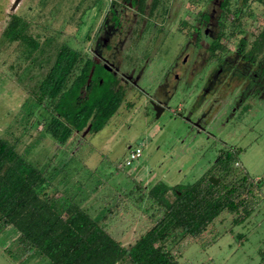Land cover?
Instances as JSON below:
<instances>
[{"label":"rangeland","instance_id":"1","mask_svg":"<svg viewBox=\"0 0 264 264\" xmlns=\"http://www.w3.org/2000/svg\"><path fill=\"white\" fill-rule=\"evenodd\" d=\"M15 1L0 0V135L11 141L17 139L18 152L44 171L50 182L48 192L60 190L59 201H88V213L100 220L106 217L104 223L111 234L126 244L150 226L151 217L160 214L157 205L150 206L148 189L155 184L172 189L201 176L218 177L223 157L228 155L227 166L243 170L259 186L252 197L251 214L242 223L232 224L234 214L222 212L199 239L182 248L177 247L180 241L171 238L165 244L180 264H264V99H255L252 104L244 97L233 108L214 109L203 106L202 100L188 99L187 87L180 82L166 97L167 105L160 116L150 107L145 112V101L129 96L102 129L82 132L74 153L69 152L74 149L71 144L56 152V143L45 131L50 114L36 103L38 84L61 43L82 55L90 51L94 42H89L87 35L100 25L104 9L96 13L89 8L91 2L98 6L104 0ZM202 2L192 0L191 6L198 8ZM232 2L237 4V0ZM257 5L243 20L245 27L255 23L253 31L261 21ZM121 9L123 32L112 37V45H117V36L123 38L125 27L139 18L134 11ZM12 14L26 22V32L39 42L37 50L4 38L3 30ZM163 30L166 33V26ZM181 37L177 34L176 41ZM158 41L145 57L142 48L129 53L137 62L136 70H147L137 82L138 95H152L154 89L151 91L143 80L155 84L160 78L155 71L168 66L167 61L159 59L169 49V42L158 47ZM48 105L51 109L52 104ZM128 145L141 147V156L130 165L118 166L124 162ZM8 191L11 193L12 187ZM166 198H174L171 190ZM16 233L12 226L0 228V264H50L44 256L22 254L14 243Z\"/></svg>","mask_w":264,"mask_h":264},{"label":"trees","instance_id":"2","mask_svg":"<svg viewBox=\"0 0 264 264\" xmlns=\"http://www.w3.org/2000/svg\"><path fill=\"white\" fill-rule=\"evenodd\" d=\"M26 26L20 16L12 14L3 36L37 50L39 42L26 32ZM80 59L76 49L61 43L38 84L36 103L42 107L52 104L45 131L58 142L87 126L91 132L99 131L123 100L122 93L112 88L115 81L98 71L86 85L92 62H83L75 72ZM16 140L0 135V228L14 227L16 246L46 257L50 264H180L165 244L168 238L180 241L177 247L182 248L203 236L225 211L234 214L232 224L242 223L251 214L252 197L259 189L243 170L227 166L226 155L220 159L217 184L201 176L172 189L165 184L148 189L150 206L157 205L160 214L150 216V226L138 238L123 244L104 220L91 217L71 200L59 201L61 194L56 190L50 194L44 171L18 152ZM169 190L174 195L171 201L166 198Z\"/></svg>","mask_w":264,"mask_h":264},{"label":"flooded vegetation","instance_id":"3","mask_svg":"<svg viewBox=\"0 0 264 264\" xmlns=\"http://www.w3.org/2000/svg\"><path fill=\"white\" fill-rule=\"evenodd\" d=\"M202 1L195 9L191 6L192 0H104L98 6L91 2L89 10L96 9L98 13L104 9V13L100 25L87 35L89 42H94L90 51L82 55L76 49L81 55L78 69L83 62H92L90 81L98 71L105 79L115 81L112 88L122 93L121 104L132 96L137 101H145V112L150 107L155 114L153 104L161 108V114L167 105L166 97L180 82L187 87L188 99L202 100L203 106L214 109L233 108L244 97L250 98L252 104L255 99H264V0H237V4L232 0ZM254 4L261 8L257 31H253L255 23L245 27L246 21L243 22ZM122 7L134 11L139 18L126 26L125 36L118 35L117 45H112V37L123 32ZM165 26L166 33H162ZM177 34L182 36L178 41ZM157 39L158 47L166 44V40L169 42V49L159 59L167 61L168 66L161 72L155 71L160 77L155 84L147 78L143 80L151 86V91L154 89L152 95L142 91L138 95L137 82L147 70H136L137 62L133 53H129L136 48L146 52L155 46ZM43 108L50 113V109ZM82 132H91L89 126L81 131L73 130L64 142L52 138L57 145L56 152L59 147L64 149L71 144L74 149L70 148L69 152L74 153ZM131 148L127 146L128 151Z\"/></svg>","mask_w":264,"mask_h":264},{"label":"built area","instance_id":"4","mask_svg":"<svg viewBox=\"0 0 264 264\" xmlns=\"http://www.w3.org/2000/svg\"><path fill=\"white\" fill-rule=\"evenodd\" d=\"M141 153H142V149L141 147L139 146H136V147H132L127 155L125 156L124 158V162L121 164V166H126V165H130L131 162L134 160V159H137L138 157L141 156Z\"/></svg>","mask_w":264,"mask_h":264},{"label":"crops","instance_id":"5","mask_svg":"<svg viewBox=\"0 0 264 264\" xmlns=\"http://www.w3.org/2000/svg\"><path fill=\"white\" fill-rule=\"evenodd\" d=\"M48 190V189H47ZM56 191H60V190H56ZM72 202H74V203H76V204H78L80 207H82V205L85 207H82V208H84L85 210H86V208L89 210V202L88 201H86V200H83V201H81V203H78V202H75V201H73V200H71ZM87 211V210H86ZM87 213H88V211H87ZM89 214V213H88ZM90 215V214H89ZM91 216V215H90ZM92 217V216H91ZM94 218V217H93ZM97 219V218H96ZM100 220V219H99ZM103 220L104 221H106V217H104L103 218ZM103 221V222H104ZM10 227V226H9ZM18 235V232L14 235V238H16V236ZM33 253V254H37L36 252H33V251H23V253L22 254H24L25 255V253ZM39 255V254H38ZM42 256V255H41ZM118 264H120V263H118Z\"/></svg>","mask_w":264,"mask_h":264},{"label":"water","instance_id":"6","mask_svg":"<svg viewBox=\"0 0 264 264\" xmlns=\"http://www.w3.org/2000/svg\"><path fill=\"white\" fill-rule=\"evenodd\" d=\"M17 1H19V0H16V1H15V4H16ZM90 77H91V72H90L89 77H88V81H87L88 83H89V81H90ZM153 105H154V109L156 110V116H159V115H160V112H161V108L155 106V104H153ZM208 180H209L211 183H213V184H217L218 181H219V178H218V177H214V176H209Z\"/></svg>","mask_w":264,"mask_h":264}]
</instances>
